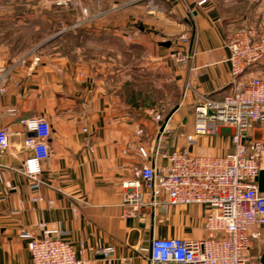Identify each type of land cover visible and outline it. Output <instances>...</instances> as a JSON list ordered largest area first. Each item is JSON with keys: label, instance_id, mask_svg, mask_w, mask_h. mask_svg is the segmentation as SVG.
I'll return each mask as SVG.
<instances>
[{"label": "crops", "instance_id": "obj_1", "mask_svg": "<svg viewBox=\"0 0 264 264\" xmlns=\"http://www.w3.org/2000/svg\"><path fill=\"white\" fill-rule=\"evenodd\" d=\"M200 1L0 0V55L6 66L23 61L0 93V130L10 139L0 149V264H32L19 235L39 237L42 224L62 232L78 258L98 264H107L101 251L108 248L112 264H161L151 261L153 238L220 236L207 229L206 206H174L143 218H125L121 206L122 183L142 162L139 148L149 152V163L157 148L204 156L232 150L227 129L195 135L194 110L203 97L218 100L233 91L226 37L263 21L264 0ZM182 36L189 43L180 44ZM179 48L190 57L184 65L172 58ZM143 71L180 90L172 132L160 142L150 110L127 96V79L135 95ZM262 72L264 63L253 66L239 83ZM33 117L52 127L37 191L23 174L33 153L21 121ZM251 232L260 234L252 253L264 241V226Z\"/></svg>", "mask_w": 264, "mask_h": 264}, {"label": "built area", "instance_id": "obj_2", "mask_svg": "<svg viewBox=\"0 0 264 264\" xmlns=\"http://www.w3.org/2000/svg\"><path fill=\"white\" fill-rule=\"evenodd\" d=\"M208 0H201L203 6ZM182 36L179 43L187 44ZM225 46L230 52L233 91L222 99L203 97L195 107V135H217L218 128L230 131L232 150L223 156L194 155L181 149L163 154L157 148L153 163L149 152L139 148L140 164L133 166L130 177L122 183L125 190L121 206L125 218H143L150 214H166L170 207L201 205L208 208L207 229L219 233L187 241L180 238H153L150 257L153 263L174 264H250L251 243L260 234L251 229L264 226V191L259 176L264 171V72L241 85L239 78L251 67L264 63V20L256 27L230 32ZM172 58L180 64L190 59L179 48ZM21 60L6 66L0 55V93L4 94L12 80L13 69ZM159 142L170 134L171 119L155 114ZM21 124L32 134L25 146L32 157L24 163L23 174L33 191L42 185L43 162L50 157L52 127L44 117L23 119ZM189 144H196L188 136ZM9 133L0 130V149L9 147ZM163 160L166 164H162ZM164 196L166 198H164ZM33 201H37L36 198ZM20 239L28 242L32 264H98L77 257L62 232L41 225V235L22 231ZM107 264L114 261V250L101 251Z\"/></svg>", "mask_w": 264, "mask_h": 264}, {"label": "rangeland", "instance_id": "obj_3", "mask_svg": "<svg viewBox=\"0 0 264 264\" xmlns=\"http://www.w3.org/2000/svg\"><path fill=\"white\" fill-rule=\"evenodd\" d=\"M180 1L184 2L185 0H180ZM159 11H162V10L160 9ZM43 29L44 28H42V30ZM33 33L34 31H30V34H33ZM30 36H33V35H30ZM53 51L54 50L51 49L50 53H53ZM144 53L145 51L142 50L143 59L147 56ZM130 80H131V77L127 79V81L129 82L126 85L127 86L126 87L127 96L129 98L133 94V89H131L132 81L130 84ZM135 81H136L135 83L136 85L134 87L137 90L135 92V95L137 96V99L141 101L142 109L150 110V113L152 114L153 117L156 113L162 114L163 118L166 120V117L169 115L170 111L172 110L173 103H175L177 99L179 98V94H180L179 88L175 87L172 83H167L166 81H163L161 79V76H153V74L151 73L149 74L147 71H143L139 77L136 76ZM194 113H195V110H194ZM172 118L173 116L171 117V120ZM257 244H256L257 248H254V250L251 253V257H252L251 264H261L260 260L264 253V241L261 240Z\"/></svg>", "mask_w": 264, "mask_h": 264}, {"label": "water", "instance_id": "obj_4", "mask_svg": "<svg viewBox=\"0 0 264 264\" xmlns=\"http://www.w3.org/2000/svg\"><path fill=\"white\" fill-rule=\"evenodd\" d=\"M164 46H170V44H163ZM178 110V107L174 108L170 113L169 115L166 117V121H169L171 119V117L175 114V112ZM259 184H260V190L261 191H264V172H261L259 178ZM262 264H264V256H263V259H262Z\"/></svg>", "mask_w": 264, "mask_h": 264}, {"label": "trees", "instance_id": "obj_5", "mask_svg": "<svg viewBox=\"0 0 264 264\" xmlns=\"http://www.w3.org/2000/svg\"><path fill=\"white\" fill-rule=\"evenodd\" d=\"M134 97H135V98H136V100H137V96H136V95H134V94H132V95H131V98H134ZM136 102H137V101H136ZM141 107H142V106H141Z\"/></svg>", "mask_w": 264, "mask_h": 264}]
</instances>
